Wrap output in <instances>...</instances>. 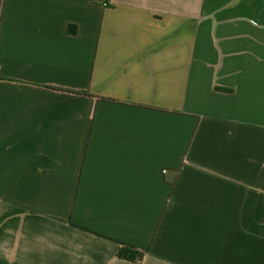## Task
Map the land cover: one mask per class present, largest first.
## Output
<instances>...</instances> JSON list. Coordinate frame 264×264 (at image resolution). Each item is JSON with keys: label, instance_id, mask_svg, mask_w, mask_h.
I'll return each instance as SVG.
<instances>
[{"label": "crops", "instance_id": "crops-1", "mask_svg": "<svg viewBox=\"0 0 264 264\" xmlns=\"http://www.w3.org/2000/svg\"><path fill=\"white\" fill-rule=\"evenodd\" d=\"M0 264H264V0H0Z\"/></svg>", "mask_w": 264, "mask_h": 264}, {"label": "trees", "instance_id": "trees-1", "mask_svg": "<svg viewBox=\"0 0 264 264\" xmlns=\"http://www.w3.org/2000/svg\"><path fill=\"white\" fill-rule=\"evenodd\" d=\"M51 89L57 90V91H62V92H69L73 94H78V95H87V93H79L75 91H70V90H65V89H60V88H53L50 87ZM145 255L139 251H135L129 248H122L118 252V258L121 260L129 261V262H142L144 259Z\"/></svg>", "mask_w": 264, "mask_h": 264}]
</instances>
